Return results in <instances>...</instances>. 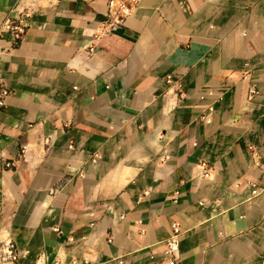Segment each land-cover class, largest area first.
<instances>
[{
	"label": "crops",
	"instance_id": "obj_1",
	"mask_svg": "<svg viewBox=\"0 0 264 264\" xmlns=\"http://www.w3.org/2000/svg\"><path fill=\"white\" fill-rule=\"evenodd\" d=\"M108 1L36 0L0 39V241L16 264H171L176 223L179 264H263L264 0H141L115 30Z\"/></svg>",
	"mask_w": 264,
	"mask_h": 264
},
{
	"label": "built area",
	"instance_id": "obj_2",
	"mask_svg": "<svg viewBox=\"0 0 264 264\" xmlns=\"http://www.w3.org/2000/svg\"><path fill=\"white\" fill-rule=\"evenodd\" d=\"M48 3H52L53 0H45ZM141 0H109L107 3V14L105 23L102 25L104 29L115 30L123 25L125 20L129 18L135 10L138 8ZM36 0H18L17 4L10 10V13L15 15V18H10L6 20L0 29V39L4 35H10L12 38L13 45L16 46L25 35L26 29L28 27V21L33 16L35 12ZM88 52L92 54L94 52V46L91 43L88 47ZM165 86L168 88L176 87L177 91L180 92L178 95L181 98V83L172 74H167L164 77ZM11 92L5 86L2 74L0 70V108L5 106L7 99L10 97ZM177 96V95H176ZM210 108L209 112H212ZM201 119L208 123L210 121L209 117L203 116ZM26 147H21V154L24 155ZM256 159V156H254ZM169 157L164 156L161 159V163L168 161ZM11 164L5 163L3 167L0 168V173L4 169H9ZM201 168H203V177H210L209 168L206 164L202 163ZM250 187V197L256 198L264 193V187L257 185L256 182L248 181L246 183ZM241 185V184H240ZM237 184V186H240ZM177 193L173 197V202H176ZM181 235V228L178 224H173L171 226V232L169 237L164 242V254L165 257L170 261L171 264H179L180 254H179V237ZM112 239L108 238V242L111 243ZM43 256H41L35 264H43ZM19 260V253L15 246V243L10 238H5L0 241V264H16ZM119 264H123L120 262ZM264 264V263H263Z\"/></svg>",
	"mask_w": 264,
	"mask_h": 264
}]
</instances>
